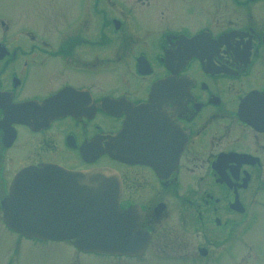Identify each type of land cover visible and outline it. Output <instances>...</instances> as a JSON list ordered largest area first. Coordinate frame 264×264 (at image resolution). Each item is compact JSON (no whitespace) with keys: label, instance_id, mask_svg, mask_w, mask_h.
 Returning <instances> with one entry per match:
<instances>
[{"label":"flooded vegetation","instance_id":"af4514ba","mask_svg":"<svg viewBox=\"0 0 264 264\" xmlns=\"http://www.w3.org/2000/svg\"><path fill=\"white\" fill-rule=\"evenodd\" d=\"M13 1L0 0V241L13 251V235L67 242L57 264L88 253L138 261L173 207L203 241L192 258L168 260L234 264L264 213V0H50L15 13ZM39 164L116 175L120 207L148 234L142 254L9 229L1 201L19 170ZM169 239L186 249L185 236Z\"/></svg>","mask_w":264,"mask_h":264},{"label":"water","instance_id":"95a60500","mask_svg":"<svg viewBox=\"0 0 264 264\" xmlns=\"http://www.w3.org/2000/svg\"><path fill=\"white\" fill-rule=\"evenodd\" d=\"M119 194L118 178L105 169L28 166L11 181L2 218L27 237L73 238L83 251L139 255L148 234L133 209L119 207Z\"/></svg>","mask_w":264,"mask_h":264},{"label":"rangeland","instance_id":"374dc122","mask_svg":"<svg viewBox=\"0 0 264 264\" xmlns=\"http://www.w3.org/2000/svg\"><path fill=\"white\" fill-rule=\"evenodd\" d=\"M50 2V0H14L13 9L15 12H24L30 11L34 12L36 5H42L44 2ZM40 12V10H39ZM169 20H172V23L178 22H194L192 20L191 14L179 15L172 13L168 16ZM200 18V14L197 15V20ZM116 72V71H115ZM114 72V73H115ZM176 209L172 207L171 217L164 220L162 226L158 225L155 227L154 238L150 243L149 249L143 259L138 261L127 260L125 257L118 256H109L105 254H95V256L90 253L87 255H82L78 259L77 264H196L197 262L191 261L189 259H184L183 261H174L168 260L172 258L171 255L175 254L177 257H181L183 253L188 252L190 255L192 252L188 251L192 249L191 247L197 243L202 242V236L197 233H188L185 230H182V226L177 225L175 222ZM4 232V231H3ZM0 230V239L2 236L9 238ZM9 235V233H6ZM173 236H185L187 238V244L185 245L186 249L178 248L173 250L170 246L169 237ZM248 236L247 242L251 245L244 244L243 242L237 244V260L234 264H264V213H258L253 225L249 231L245 234V237ZM10 240L20 241L18 250L13 251V243H2L0 241V264H9L8 257L10 253L13 252V256L16 258L26 257V262H18L17 264H57L58 261V252L64 253V251H70V246L67 242L60 243H38L30 239H18L13 235ZM8 241V240H6ZM175 241V239H174ZM181 241V240H179ZM246 241V240H245ZM247 247H250V254L245 261L241 262V257L244 254V251ZM253 252H255L253 254ZM187 254V253H185ZM193 257L191 256H184ZM203 264V263H200ZM204 264H231L226 261V257H222L221 261L218 263H209V261L204 262Z\"/></svg>","mask_w":264,"mask_h":264}]
</instances>
